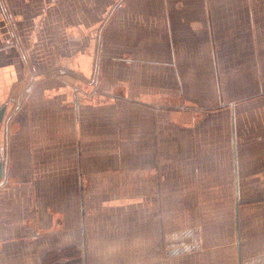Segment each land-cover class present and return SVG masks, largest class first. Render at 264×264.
Instances as JSON below:
<instances>
[{
  "label": "crops",
  "instance_id": "crops-1",
  "mask_svg": "<svg viewBox=\"0 0 264 264\" xmlns=\"http://www.w3.org/2000/svg\"><path fill=\"white\" fill-rule=\"evenodd\" d=\"M0 264H264V0H0Z\"/></svg>",
  "mask_w": 264,
  "mask_h": 264
},
{
  "label": "water",
  "instance_id": "water-1",
  "mask_svg": "<svg viewBox=\"0 0 264 264\" xmlns=\"http://www.w3.org/2000/svg\"><path fill=\"white\" fill-rule=\"evenodd\" d=\"M2 115H3V112L0 114L1 118H2ZM2 174H3V170H2V167L0 168V178L2 177Z\"/></svg>",
  "mask_w": 264,
  "mask_h": 264
}]
</instances>
